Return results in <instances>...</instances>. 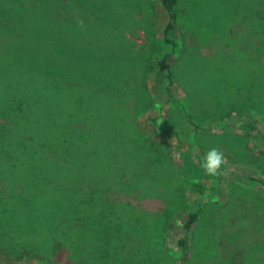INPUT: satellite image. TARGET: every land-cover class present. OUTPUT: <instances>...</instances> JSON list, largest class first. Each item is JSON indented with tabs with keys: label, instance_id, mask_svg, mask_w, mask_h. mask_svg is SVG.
<instances>
[{
	"label": "rangeland",
	"instance_id": "374dc122",
	"mask_svg": "<svg viewBox=\"0 0 264 264\" xmlns=\"http://www.w3.org/2000/svg\"><path fill=\"white\" fill-rule=\"evenodd\" d=\"M67 3L46 9L48 24L76 31L115 82L105 104L116 120L102 114L104 103H90L95 88L71 93L84 114L73 115L76 128L104 120L97 141L106 157L91 167L93 182L108 189L99 199L122 219L150 223L143 243L124 238L104 264H264V0H179L175 49L163 42L160 0ZM163 58L169 91L155 82ZM212 149L222 155L214 176L202 167ZM43 199L1 196L0 264H101L53 239L70 228L54 219L73 220L77 205Z\"/></svg>",
	"mask_w": 264,
	"mask_h": 264
},
{
	"label": "trees",
	"instance_id": "16d2710c",
	"mask_svg": "<svg viewBox=\"0 0 264 264\" xmlns=\"http://www.w3.org/2000/svg\"><path fill=\"white\" fill-rule=\"evenodd\" d=\"M61 1L0 0V54L4 57L0 61V199L48 197L43 199L46 204L54 199L76 204L73 220L54 219L59 226L70 228L53 239L62 238L71 247L80 245L75 249L76 258L87 255L104 264L124 238L143 243L150 223L143 218L122 219L114 203L99 199L108 189L103 191L93 182L91 167L94 159L99 162L106 157L97 141L101 136L98 125L104 120L84 119L91 122V129L76 128L73 115L84 114L81 103L79 108H72L77 100L71 93L77 89L75 85L95 88L90 103H104L102 114L116 120L115 108L105 104L113 97L115 82L112 85L104 68H98L105 60H97L89 48L79 44L76 31L64 34L54 22L48 24L46 9L58 8ZM67 2L71 9V3L82 0ZM160 4L167 16L163 42L175 49L179 0H160ZM155 82H166L168 91L173 83L166 58L158 64ZM196 220L197 214L191 213L184 227L186 234L179 242L183 249Z\"/></svg>",
	"mask_w": 264,
	"mask_h": 264
},
{
	"label": "clouds",
	"instance_id": "9594fccd",
	"mask_svg": "<svg viewBox=\"0 0 264 264\" xmlns=\"http://www.w3.org/2000/svg\"><path fill=\"white\" fill-rule=\"evenodd\" d=\"M221 163L222 155L216 149H212L208 151L202 167L207 174L214 176L217 174Z\"/></svg>",
	"mask_w": 264,
	"mask_h": 264
}]
</instances>
